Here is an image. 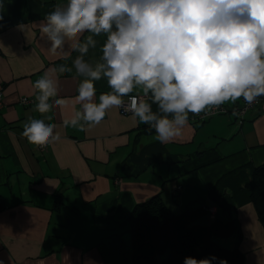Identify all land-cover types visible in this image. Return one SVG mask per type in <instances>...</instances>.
Segmentation results:
<instances>
[{"label":"crops","instance_id":"crops-1","mask_svg":"<svg viewBox=\"0 0 264 264\" xmlns=\"http://www.w3.org/2000/svg\"><path fill=\"white\" fill-rule=\"evenodd\" d=\"M65 3L0 0V262L133 264L128 216L138 202L161 191L164 202L180 211L198 204L197 197L216 184L224 196L240 190L226 214L237 218L245 262L264 264L263 227L243 187L264 161V98L246 111L241 124L235 115L242 98L202 120L190 113L182 134L168 143L154 140V130L116 108L99 125L65 128L63 121L80 108L76 88L82 78L75 69L59 76L55 99L64 103L47 113L35 110L33 87L44 71L72 67L78 55L70 41L63 51L52 52L41 31L45 16ZM95 39L97 47L86 60L101 55L106 37ZM95 87L99 102V94L110 89L105 79ZM21 96L32 100L23 104ZM47 117L61 138L40 149L21 133L29 118ZM172 176L181 185L175 203L169 197L172 185L163 181ZM228 177L236 179L224 182Z\"/></svg>","mask_w":264,"mask_h":264},{"label":"clouds","instance_id":"clouds-1","mask_svg":"<svg viewBox=\"0 0 264 264\" xmlns=\"http://www.w3.org/2000/svg\"><path fill=\"white\" fill-rule=\"evenodd\" d=\"M41 31L52 52L70 41L78 53L72 67H52L33 85L35 110L44 114L64 103L55 99L61 74L74 68L82 78L76 88L80 108L63 121L65 128L99 125L116 108L154 130V140L168 143L182 134L190 113L264 97V0H66L45 16ZM100 35L106 39L99 59L86 60ZM101 79L110 90L97 102L95 82ZM46 119L51 117L29 118L21 134L40 147L58 141L57 125ZM216 259L185 257L183 264Z\"/></svg>","mask_w":264,"mask_h":264},{"label":"trees","instance_id":"trees-1","mask_svg":"<svg viewBox=\"0 0 264 264\" xmlns=\"http://www.w3.org/2000/svg\"><path fill=\"white\" fill-rule=\"evenodd\" d=\"M235 118L239 124L243 122V119L238 121L237 115ZM175 178H163L172 185L169 197L173 203L181 188ZM232 179L236 178L228 177L224 182ZM243 187L264 231V161L254 166ZM239 191H227L224 196V190L222 192L218 185H212L205 195L197 197L198 204H190L180 211L164 202L161 191L138 202L128 216L133 264H183L185 257L199 260L210 256L217 258L212 264H219L220 260H226L227 264H247L238 247L240 230L237 218L226 214L231 206L236 205L235 196ZM227 224L231 226L227 228ZM232 235L237 237L228 244L231 245L229 248L218 242V239L224 240Z\"/></svg>","mask_w":264,"mask_h":264},{"label":"built area","instance_id":"built-area-1","mask_svg":"<svg viewBox=\"0 0 264 264\" xmlns=\"http://www.w3.org/2000/svg\"><path fill=\"white\" fill-rule=\"evenodd\" d=\"M263 98H264V97H260V98L258 99V101L261 100V99H263ZM31 100H32V99H30V98L27 97V96H21V97H20V102L23 103V104L29 103ZM125 100H126V102H127V101H128V98L126 97ZM255 103H256V102H255ZM255 103H253V104H251V105H247V104L243 103V104L241 105V107H239L238 111L235 109V110H236V115H237V117H238V121H239V122H241V120L243 119L244 113H245L250 107H252ZM2 106H3V89L0 87V109H1ZM216 111H217L216 109H213V110H211L208 114L201 113L200 115H196V116H197V117H201V118H203V117H205V116H207V115H210V114L216 113ZM220 111H226V109L223 108V109L220 110ZM118 112H119L120 114H122V115H125V114H128V113H131V112H124V111L121 110V109H118ZM44 147H45V146H44ZM44 147H40V146H39L40 149H41V148H44Z\"/></svg>","mask_w":264,"mask_h":264},{"label":"rangeland","instance_id":"rangeland-1","mask_svg":"<svg viewBox=\"0 0 264 264\" xmlns=\"http://www.w3.org/2000/svg\"><path fill=\"white\" fill-rule=\"evenodd\" d=\"M246 113V112H245ZM244 113V115H245ZM227 218H224V220H226ZM231 225L230 224H227V228H229ZM237 236L236 235H232L230 238H226L224 240H219L218 239V242L222 245H224L225 247H228V246H231V245H228L230 243H232V241L234 240V238H236ZM229 248V247H228Z\"/></svg>","mask_w":264,"mask_h":264}]
</instances>
